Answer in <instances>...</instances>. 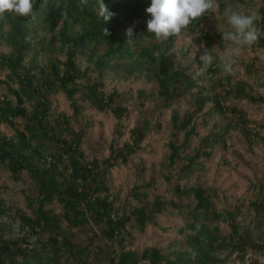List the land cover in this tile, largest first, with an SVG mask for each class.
<instances>
[{
  "label": "trees",
  "instance_id": "1",
  "mask_svg": "<svg viewBox=\"0 0 264 264\" xmlns=\"http://www.w3.org/2000/svg\"><path fill=\"white\" fill-rule=\"evenodd\" d=\"M235 1L244 0H234L232 4ZM261 1L260 24L264 22V0ZM96 3L97 0H36L34 17L25 18L12 13L0 17V27L7 26L9 48L8 52L0 54V73H6L5 94L0 93V123L14 131L11 137L0 133V167H5L14 180H19L21 173L28 172L33 192L25 202L30 211L28 214L19 211L17 218L35 237L42 233L49 235L45 242L35 239L31 245L25 236L10 239L4 238L0 232V264H88V247L72 241L62 224H66L67 231L89 226L93 235L108 243V247L118 245V249L104 252L108 264H140L144 261L147 264H218L220 261L213 251L219 242V223L227 224L230 229L228 239L219 242V247H229L242 260L251 252L264 251V229L253 240L257 245L253 244L248 231H244L237 222L240 209L215 210L211 201L214 193L201 186L183 187L179 182L173 186L176 200L192 198L191 207H183L175 200L166 202L155 198L151 203L134 207L129 215L118 216L107 194V176L111 169L119 163L126 164L128 158L139 150L150 128L149 122L131 129L130 143L125 142L117 148L113 144L110 156L101 162L85 160L81 149L82 134L67 130L70 137L66 139L61 136L62 133L56 132L50 119L52 109L49 97L58 93L72 103L74 115L79 113L75 96L100 112L109 111L118 120L126 114L127 109L123 107L120 95L115 91L105 93L100 80L113 62H120L121 68L128 74L138 70L151 72L157 84L159 104L164 109H171L187 90L197 88L190 74L170 62L168 54L174 38L158 41L147 32L149 15L145 9L150 6L149 3L144 0H105L115 14L107 24L98 16ZM224 6L226 4L220 8ZM205 15L192 21L181 33L193 32L206 18ZM142 21L144 26L140 27ZM35 22L49 34L56 35L65 61H39V52L44 50L47 38L33 41L38 37ZM129 27L133 29V41L130 43L125 35ZM104 28L108 30L107 35ZM221 36L222 32H203L199 38L207 49H199L195 59L199 68L205 69V74L216 72L219 66L213 61L212 65L204 68L200 56L205 51L211 54L213 40L220 42L223 40ZM254 43L264 49L263 37L259 36ZM79 57H85L91 67L81 69L77 65ZM93 73L97 76L96 80L92 78ZM211 86L221 91L207 95L198 90L192 113L180 116L172 111L171 128L175 133L183 134V141L180 144L173 140L169 142L168 161L171 167L181 160L191 137L197 135L193 119L202 112L207 102L212 103L210 111L221 114L226 110V100L232 97L264 105L263 96L254 94L245 82H234L229 76L218 78ZM233 112L246 129L248 121L244 112L237 109ZM18 120H21V126L17 125ZM61 121L68 125L64 115H61ZM224 134L226 130L221 134L212 133L204 139L201 149L192 155L184 154L186 163L177 171L178 178L182 179L197 167L195 162L198 158H210L211 148L220 143ZM260 140L264 142V138ZM132 194L135 198L141 197L137 187ZM54 205L59 207L58 213ZM253 206L257 213H264V194ZM167 207L177 210L183 218L184 226L180 233H186L189 251L183 255L175 254L174 260L166 258L156 249H146L141 254L125 251L122 243L127 223L132 222L134 227L143 230ZM12 208V205L5 206V201L0 199V218ZM97 251L103 253L101 249ZM256 263L252 261L249 264Z\"/></svg>",
  "mask_w": 264,
  "mask_h": 264
},
{
  "label": "rangeland",
  "instance_id": "2",
  "mask_svg": "<svg viewBox=\"0 0 264 264\" xmlns=\"http://www.w3.org/2000/svg\"><path fill=\"white\" fill-rule=\"evenodd\" d=\"M233 1L215 0V8L205 15L206 18L193 32L185 31L171 36L174 39L168 54L170 62L190 74L196 81L197 87L187 90L171 109L160 106L157 84L151 72L138 70L134 74H128L123 71L120 62H113L100 80L104 84L105 93L115 91L120 95V101L127 109L120 120L109 111L100 112L89 103L80 101L78 96H75V99L79 113L74 115L72 103L62 93L49 97L52 109L50 119L56 132L62 133L61 136L66 139L70 137L67 130L82 134L81 149L88 162L93 160L101 162L107 159L113 144L117 148L122 147L125 142L130 143L131 129L149 122L150 128L139 150L128 158L126 164L119 163L111 169L107 176L109 188L107 194L118 216L129 215L134 207H140L145 202L151 203L155 198L166 202L175 200L183 207H191L192 198L176 200L172 191L173 186L177 182L183 187L201 186L214 193L211 201L215 210L233 211L236 207L240 209L241 214L237 222L244 231H248L253 244L257 245L253 240L264 229V213H257L253 206V203L264 194V142L260 140L264 138V105L251 103L245 98L232 97L226 100V110L221 114L210 111L212 103L207 102L202 112L193 119L197 135L191 137L184 154L192 155L194 151L201 149L206 137L212 133L221 134L226 130L220 143L211 148L212 156L198 158L195 162L197 167L186 173L182 179L178 178L177 171L186 163L183 159L184 154L173 167L168 161L169 142L173 140L180 144L183 141V134L175 133L171 128L172 111L180 116L184 113H192L195 110L194 99L198 95V90L206 92L207 95L217 94L221 90L218 87L214 89L211 86L212 82L229 76L234 82H245L254 94L264 97V49L257 47L255 43L239 47V50L233 53L234 71L231 74L225 73L220 66L224 57L237 48L230 41L213 40L211 55L219 66L216 72L205 74V69L199 68L196 63L195 56L198 50L207 49L199 40L201 34L223 32L227 29V18L231 11L252 15L255 27L260 30V36L264 38V22L262 24L258 22L261 18L259 10L263 7L262 1L244 0L232 4ZM144 2L150 4V0ZM223 4L226 6L221 9ZM139 25L143 27V21ZM35 27L38 37L33 41L47 38L44 50L39 52V61L41 63L48 59L65 61L56 35L46 32L38 22H35ZM7 33V26L0 27V54H5L9 50ZM77 65L81 69L86 66L91 67L85 57H79ZM249 67L252 69L249 70ZM5 74V72L0 73L2 95L5 94L6 89ZM92 78L96 80L95 73ZM12 87L16 88L15 85ZM233 109L244 112L248 121L246 129L234 116ZM61 115L68 119L67 126L61 121ZM17 125L21 126V120H18ZM0 133L7 137L14 136V131L6 124L0 123ZM32 187V179L28 172L21 173L20 179L14 180L5 167H0V199L5 201V206L13 207L5 217L0 218V232L4 238L25 236L31 245L35 243V239H40L42 242L47 240L48 234L42 233L35 237L17 218L19 211L26 214L30 211L25 199L33 192ZM134 187L138 188L141 197H134L132 194ZM53 207L58 213L59 207L56 205ZM183 226V218L171 207H167L164 213L157 214L143 230L137 229L132 222H129L125 228V241L122 243L124 250L141 254L146 249H156L166 258L174 260L175 254L183 255L189 251L186 233H180ZM62 228L72 241L79 246L88 247L87 253H90L88 264H108L104 252L107 249L109 251L118 249V245L110 248L108 243L94 236L89 226L67 231L66 224H62ZM218 228L221 243L223 239H228L230 229L225 223H219ZM95 230L97 231L98 228ZM219 242L213 251L220 261L218 264H249L252 261H256V264H264L263 250L251 253L248 250L249 254L242 260L237 252H232L229 247H219ZM97 249H101L103 253H97Z\"/></svg>",
  "mask_w": 264,
  "mask_h": 264
},
{
  "label": "clouds",
  "instance_id": "3",
  "mask_svg": "<svg viewBox=\"0 0 264 264\" xmlns=\"http://www.w3.org/2000/svg\"><path fill=\"white\" fill-rule=\"evenodd\" d=\"M36 0H0V17L12 13L20 17L31 18L35 15ZM216 6L215 0H150L145 11L149 15L146 22L147 32L158 41L174 36L186 29L192 21L204 16ZM98 16L107 24L115 15L105 0H97ZM228 28L223 30L221 38L232 42L237 48L230 51L220 65L225 73L231 74L234 64L233 53L239 47L250 46L259 39L260 30L255 27L254 17L239 11H231L227 18ZM105 35L108 34L104 28ZM127 42H132L133 29L125 33ZM213 56L205 51L200 56L204 68L213 63Z\"/></svg>",
  "mask_w": 264,
  "mask_h": 264
}]
</instances>
